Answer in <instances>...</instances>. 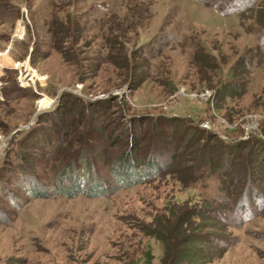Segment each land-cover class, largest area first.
I'll return each mask as SVG.
<instances>
[{"label": "rangeland", "instance_id": "1", "mask_svg": "<svg viewBox=\"0 0 264 264\" xmlns=\"http://www.w3.org/2000/svg\"><path fill=\"white\" fill-rule=\"evenodd\" d=\"M0 264H264V0H0Z\"/></svg>", "mask_w": 264, "mask_h": 264}, {"label": "trees", "instance_id": "2", "mask_svg": "<svg viewBox=\"0 0 264 264\" xmlns=\"http://www.w3.org/2000/svg\"><path fill=\"white\" fill-rule=\"evenodd\" d=\"M124 158L125 159H122L119 162L117 161L113 163V165L111 166V170H110L111 174H113L114 177H117L118 178L117 180L120 181V183H122L123 185L127 184L128 183L127 179L129 177L131 178L130 179L132 181L131 183H138L140 182L142 178H145V176L147 175L145 171L147 169L142 171V169L140 170V166L143 165V166L148 167L149 165L148 162H143V164L142 163L136 164L134 162V159H135L134 157H130V155H127V157H124ZM151 158H149V161L151 160ZM70 180H71V183L73 184H70L69 186L59 185L58 188L55 189L54 194L67 195V196L70 195V197L74 195L75 193H84L86 195H92L93 193H98L95 195H102L101 193L105 192L106 187L109 185V184L106 185V181H103L99 179L98 177H95V175H93L92 173L90 174L91 182H90V186L88 187V189L85 188L86 184L83 181L81 182L76 176L74 177L72 176ZM35 192H37L36 189H35ZM182 252L183 251H180L177 256L182 257ZM195 255L193 256L190 255V258L193 259ZM179 257L177 258L179 259Z\"/></svg>", "mask_w": 264, "mask_h": 264}, {"label": "bare ground", "instance_id": "3", "mask_svg": "<svg viewBox=\"0 0 264 264\" xmlns=\"http://www.w3.org/2000/svg\"><path fill=\"white\" fill-rule=\"evenodd\" d=\"M34 75V74H33ZM29 80V79H28Z\"/></svg>", "mask_w": 264, "mask_h": 264}]
</instances>
